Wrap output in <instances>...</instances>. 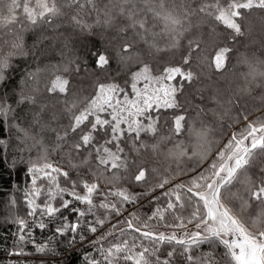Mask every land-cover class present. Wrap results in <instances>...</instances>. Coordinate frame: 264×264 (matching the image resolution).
Returning a JSON list of instances; mask_svg holds the SVG:
<instances>
[{"label": "snow or ice", "instance_id": "1", "mask_svg": "<svg viewBox=\"0 0 264 264\" xmlns=\"http://www.w3.org/2000/svg\"><path fill=\"white\" fill-rule=\"evenodd\" d=\"M252 9L264 10V0H227L226 4L223 0H7L0 10V164L15 157L9 167L26 163L29 177L23 190L27 218L15 215L11 219L17 233L7 252L10 264H30L33 256L40 257V264L57 256L71 264L67 253L85 244L97 255L86 253L83 264H176L178 258L182 264H264V114L250 120L251 111L258 109L249 111L245 106L237 117L231 115L237 96H250L254 88L264 90V61L247 57L239 61L248 68L241 74L245 85L227 99L219 94L207 100L201 96L202 104H182L178 99L197 79L184 70L193 54L210 71L221 72L233 51L228 41L245 34L239 22L241 10ZM90 17H94L91 23ZM205 24L217 37L221 35L217 25L227 30L224 39L213 45L214 54L192 37L183 64L161 70L144 63L136 50L141 43L157 53L179 49L186 34ZM64 25L89 35L94 27L113 30L114 39L121 42L115 48L117 61L125 69L139 65L124 82L131 92L114 78L101 82L97 76L94 94L83 99L71 94L69 99L71 85L64 74L79 72L80 67L67 40L60 52L61 63L25 69L18 84L10 87L15 61L35 57L39 45L50 39L43 29L55 31ZM38 31L27 46L25 34ZM90 54L101 75H106L112 57L99 50ZM42 72L49 77L43 88ZM45 94L62 104L66 124L59 123L56 104L41 102ZM253 99L264 107V91ZM22 105L28 108L20 115ZM50 107L53 111L48 115ZM226 119L230 129L243 124L221 143L214 137ZM45 134H54L51 146L45 143ZM181 136L194 140L195 150L187 149L178 139ZM33 150L35 157L29 155L25 161L24 154ZM148 153L162 156L169 165L175 163L176 170L149 184L150 172L161 174L147 166ZM52 154H58L60 162H52ZM65 159L67 168L61 166ZM184 159H195L197 167L181 168ZM181 176L187 180L173 183ZM122 182L127 186L119 187ZM137 185L145 191H130ZM157 189L161 195L153 196ZM147 197L156 206L141 220L135 209ZM7 205L16 208V198L10 196ZM127 205L133 210L128 211ZM166 213L172 216L171 223ZM154 219L173 231H156L150 223ZM49 225L54 226V237L37 243L32 229L43 231ZM126 236L131 239H121ZM53 238L63 241L61 253L51 246ZM204 244L223 245V256L217 259L213 251L193 254ZM163 245L170 246L166 254Z\"/></svg>", "mask_w": 264, "mask_h": 264}, {"label": "trees", "instance_id": "2", "mask_svg": "<svg viewBox=\"0 0 264 264\" xmlns=\"http://www.w3.org/2000/svg\"><path fill=\"white\" fill-rule=\"evenodd\" d=\"M7 0H0V10L5 7ZM226 4L227 0H223ZM22 12V10H17ZM243 18L239 20L242 31H244L243 36L236 37L235 41H228L229 45L233 48V51L229 54V60L225 68L221 72H217L214 68L210 71L205 65L201 64L197 58L196 54H193L192 60L189 65L184 66V70L192 71L197 79L193 81L192 86L187 88L183 95L178 96L180 103H187L191 101L193 104H202L200 97L203 96L205 100L207 97L214 94H219L221 99H227L232 95L238 88H242L245 85V80L242 73L248 71L245 64L239 61L247 57L250 61H264V10L252 9L251 11H244ZM88 22L91 23L94 17L87 18ZM255 24L256 27H255ZM159 29H157L158 31ZM224 26L217 25L216 32L221 35L217 37L216 33L212 32L209 24L203 25L200 29H193L192 32L186 34L185 38L181 40V46L179 49L165 50L161 52L150 51L142 43L136 48L140 52L141 58L144 63L151 65L153 69L159 67L161 70L165 66H177L183 64V57L188 54L187 44L188 39L192 37H198L201 40V48L207 50L208 53L214 54L213 45L218 44L219 40L224 39V34L226 33ZM45 35L50 39L43 41L39 45L38 50L35 51V57L32 56L17 59L15 61V70L11 73V80L9 81V86H16L21 79V72L25 69L35 70L37 67L40 69H45L49 65H56L61 63L62 58L60 55L61 50L64 47V41L67 40L69 48L71 50V55L78 57L76 63L79 65V72L73 71L71 74L65 73L64 75L70 80V94L69 99L72 98L71 94H75L77 97L83 99L84 97H90L94 94L93 82L97 79V76H101V82H109L108 78H114V82L125 86V80L129 78L131 72L136 71L139 65L132 64L127 69L121 65L115 58V48L121 42L114 39L116 33L111 29H104L102 27H94L92 29V34L81 33L78 29H73L70 26L64 25L55 31L52 29H43ZM39 31L36 33H26L25 42L27 46H31L36 40ZM161 47L164 46L163 41L160 44ZM104 51L108 53L112 58L110 64L107 66L106 75H101V70L97 69L95 64V58L90 54L94 51ZM76 65H73L75 68ZM264 67V66H262ZM48 74H41V88L44 87L43 81L48 79ZM54 78V77H52ZM142 86V85H140ZM126 87V90L131 92L130 87ZM201 89V91H197ZM262 89L254 88L250 96H237L234 100V107L232 108L231 115L237 117L242 111H251L253 107L258 109L257 111H251L249 118H256L259 115L264 114V107H261L258 101L254 100V96H258ZM15 97H13V100ZM63 99V96L60 97ZM42 103L56 104L55 111L61 114L60 124H66L68 122L67 115L61 112L62 104L56 103L55 100L51 99L47 94L40 97ZM83 107V104L80 105ZM215 107V105H210ZM28 105H22L18 109V113L23 115L27 110ZM53 109L49 108L50 115ZM195 113L193 112L192 115ZM47 118V116H46ZM208 119L211 121L212 117L209 116ZM223 124V128H217L215 133V139L220 140L222 143L227 139L228 134L232 129H239L242 127L243 122L236 124L234 128H228L227 125L230 123L229 120H224L220 122ZM27 126V125H25ZM0 134H3V130L0 129ZM49 136L51 138H49ZM54 134H45V143L51 146L52 140L54 139ZM184 142V145L189 150H195V141L189 140L186 136H181L178 138ZM167 147H172L169 143ZM219 145L213 147V152ZM67 151V146L65 147ZM29 155L35 157L36 153L33 150L32 153H25L24 160L27 161ZM15 157H9L8 160L0 164V264H10L11 259L7 256V252L13 248L14 242L16 240L15 234L17 233V225L11 222L13 216L18 215L23 218L26 217V209L23 204V190L26 185L29 184V177L27 173L26 163H17L16 167L10 168L9 163ZM148 160L149 168H157L160 171L161 176L157 177L151 172L148 174V183L153 184L158 178H162L163 175H167L174 170H176L177 165L171 163L169 165L168 161H165L162 156L154 157L151 153H148L145 157ZM51 160L54 163L60 162V156L58 154H52ZM62 167L67 168V160L65 159L61 163ZM181 168L197 167L195 159H184L180 165ZM201 168L203 165L200 166ZM168 169V172H165ZM191 173H189L190 175ZM181 180H187V176H181L173 181V183H179ZM119 187L127 186L125 183L118 185ZM166 187H170L166 186ZM239 187V185H237ZM17 188L20 191H17ZM133 192H143L145 188L143 185H137L130 189ZM160 189H157L153 196L161 195ZM235 191V189H233ZM10 196H14L17 200L16 208H9L7 202ZM165 198L161 197L163 201ZM151 197L143 199L140 204L141 207H136L137 215L140 216L141 220L146 219L148 215H151L152 210L156 206L154 202H150ZM38 203L40 201H37ZM98 202V201H97ZM161 206H163L161 204ZM128 211L133 210L132 205L126 206ZM238 207V205H237ZM255 208H253V211ZM102 211V210H100ZM127 215V212L125 213ZM166 221L171 223L172 216L170 214H165ZM112 222H115L113 220ZM153 227H164V222L154 219L150 222ZM124 227L125 225H121ZM109 225H106L107 229ZM33 239L37 243L45 244L49 242V237H54V226L49 225V227L43 231L33 228ZM118 234V233H117ZM132 235H138L133 233ZM131 239V236L121 237V239ZM115 242V241H114ZM139 242V241H138ZM145 245H150L149 241H144ZM51 246L56 249L57 253H61V249L65 248L62 240L59 238H53L51 240ZM25 248L30 252L33 251L32 245L26 244ZM163 252L166 254L170 250V246L163 245ZM213 251L217 259L223 256L225 251L223 245L217 244L216 246L210 248L208 244L201 245L199 249H194L195 255H199L202 252ZM86 253L92 256H96V250L92 249L90 245L85 244L83 247H78L74 253L69 252L67 255L71 257V264H83V257ZM63 255V253H62ZM30 264H40V257L33 256ZM46 264H68L67 260H62L60 256L55 258H50L46 260ZM131 264V262H129ZM176 264H182V261L177 259Z\"/></svg>", "mask_w": 264, "mask_h": 264}, {"label": "rangeland", "instance_id": "3", "mask_svg": "<svg viewBox=\"0 0 264 264\" xmlns=\"http://www.w3.org/2000/svg\"><path fill=\"white\" fill-rule=\"evenodd\" d=\"M20 10H22V9H20ZM256 25H257V24H255V27H256ZM249 119L252 120V119H255V118H249ZM236 129H237V128L232 129L231 132L234 131V130H236ZM231 132H230V133H231ZM230 133H229L228 135H230ZM224 142H226V140H224L222 143H224ZM154 228H155L156 231L165 232L166 234H170V233L173 231L172 229H168V228H166V227H160V228L154 227ZM189 229H190V230H194V229L191 228V226H189ZM176 231H177V233L179 234V231H180V230H176Z\"/></svg>", "mask_w": 264, "mask_h": 264}]
</instances>
